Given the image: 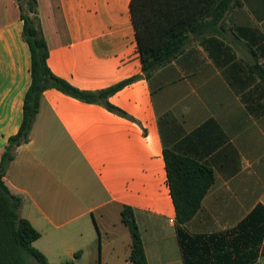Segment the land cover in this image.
I'll return each instance as SVG.
<instances>
[{
  "label": "crops",
  "instance_id": "obj_1",
  "mask_svg": "<svg viewBox=\"0 0 264 264\" xmlns=\"http://www.w3.org/2000/svg\"><path fill=\"white\" fill-rule=\"evenodd\" d=\"M130 1L36 0L55 76L88 92L135 78L107 99L129 118L44 91L29 142L7 166L19 215L40 234L33 246L53 264H132L123 207L133 210L147 264H184L165 149L213 172L184 225L190 235L230 232L264 206V81L251 70L264 68V0H239L219 33L190 36L148 77ZM22 30L15 0H0V152L19 129L31 81Z\"/></svg>",
  "mask_w": 264,
  "mask_h": 264
},
{
  "label": "trees",
  "instance_id": "obj_2",
  "mask_svg": "<svg viewBox=\"0 0 264 264\" xmlns=\"http://www.w3.org/2000/svg\"><path fill=\"white\" fill-rule=\"evenodd\" d=\"M15 2L23 23L22 37L30 52L31 81L23 97L19 129L8 138L0 152V264H31L32 261L53 264L33 246L40 234L19 215L23 200L13 195L4 182L7 166L14 159L16 149L29 142L44 91L55 89L129 118L110 105L107 99L135 78L97 92H88L55 76L47 66L48 50L39 26L36 0ZM239 4V0H131V20L144 75L148 77L175 59L190 36L197 38L219 33L226 13ZM251 70L264 81V68L254 62ZM163 159L184 264H253L258 257L264 256V206L261 205H257L230 232L207 237L190 235L184 225L197 213L203 197L213 185V172L193 159L166 149ZM120 219L131 238L129 262L147 264L133 210L123 207ZM232 255H235L234 263L231 262ZM77 256L78 253L74 257ZM60 264H73V261Z\"/></svg>",
  "mask_w": 264,
  "mask_h": 264
},
{
  "label": "rangeland",
  "instance_id": "obj_3",
  "mask_svg": "<svg viewBox=\"0 0 264 264\" xmlns=\"http://www.w3.org/2000/svg\"><path fill=\"white\" fill-rule=\"evenodd\" d=\"M31 264H37L36 262H34V261H32V263Z\"/></svg>",
  "mask_w": 264,
  "mask_h": 264
}]
</instances>
